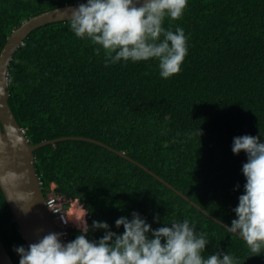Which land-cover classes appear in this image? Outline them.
<instances>
[{
	"label": "trees",
	"instance_id": "obj_1",
	"mask_svg": "<svg viewBox=\"0 0 264 264\" xmlns=\"http://www.w3.org/2000/svg\"><path fill=\"white\" fill-rule=\"evenodd\" d=\"M80 2L0 0V53L24 22ZM163 27L182 28L188 43L180 73L168 79L156 59L108 61L102 46L77 37L69 22L33 30L13 53L9 106L31 145L64 137L100 141L230 226L247 162L244 152H232L233 139L259 136L264 143V0H188L183 16L166 18ZM34 155L44 194L55 186L57 194L78 201L90 229L93 221L106 222L122 234L115 221L131 220L134 212L153 229L187 219L197 234L206 233L205 259L223 251L236 264H264V250L256 256L243 239L106 148L67 140ZM69 231L70 241L81 234ZM104 234L91 230L87 238ZM0 239L19 264L14 248L27 247L1 189Z\"/></svg>",
	"mask_w": 264,
	"mask_h": 264
},
{
	"label": "clouds",
	"instance_id": "obj_2",
	"mask_svg": "<svg viewBox=\"0 0 264 264\" xmlns=\"http://www.w3.org/2000/svg\"><path fill=\"white\" fill-rule=\"evenodd\" d=\"M187 5L188 0H81L69 10L67 19L77 37L102 46L108 61L156 59L161 77L168 79L180 73L188 43L182 28L166 30L163 24L166 18L179 20ZM198 134L203 135L201 129ZM232 152L247 155L242 166L246 183L233 210L237 218L224 228L260 256L264 250V143L259 136L234 137ZM87 216L86 209L75 219L61 215L65 225L71 222L79 229L81 234L74 240L62 243L64 233L48 232L27 248L15 247L19 264H236L223 251L205 259L206 233L197 234L187 219L153 229L134 212L131 220L115 221L116 228L124 229L118 235L106 222L93 221L90 229ZM155 220L160 223L158 216ZM101 229L105 234L98 241L87 238L89 231Z\"/></svg>",
	"mask_w": 264,
	"mask_h": 264
},
{
	"label": "water",
	"instance_id": "obj_3",
	"mask_svg": "<svg viewBox=\"0 0 264 264\" xmlns=\"http://www.w3.org/2000/svg\"><path fill=\"white\" fill-rule=\"evenodd\" d=\"M77 5H66L24 22L7 39L0 53V189L5 196L13 214V222L17 225L26 247L35 242L39 235H44L48 232L61 233L46 206L45 194L41 187L40 178L37 175L34 152L46 145H53L67 140L95 144L116 153L158 179L210 219L216 221L223 227L228 226L203 210L199 205L139 162L100 141L85 137H64L45 141L38 145H31L29 143L24 130L18 124L8 102L9 66L13 58V53L23 45L24 39L33 30L51 23L68 22L67 16L69 10L75 8ZM38 231L39 234H37ZM61 242L65 243L63 237ZM0 264H15L1 239Z\"/></svg>",
	"mask_w": 264,
	"mask_h": 264
},
{
	"label": "built area",
	"instance_id": "obj_4",
	"mask_svg": "<svg viewBox=\"0 0 264 264\" xmlns=\"http://www.w3.org/2000/svg\"><path fill=\"white\" fill-rule=\"evenodd\" d=\"M55 188V187H54ZM64 196H61L54 192V189L52 192H50L48 195H46V206L50 213L52 214L55 223L57 227L60 229L61 233H64L63 239L65 243L70 241V228L72 227L71 222H69L67 225H65L60 217L61 215H65L67 218L68 216V210L64 208L65 204L68 203V200L64 202Z\"/></svg>",
	"mask_w": 264,
	"mask_h": 264
},
{
	"label": "rangeland",
	"instance_id": "obj_5",
	"mask_svg": "<svg viewBox=\"0 0 264 264\" xmlns=\"http://www.w3.org/2000/svg\"><path fill=\"white\" fill-rule=\"evenodd\" d=\"M54 187L55 186H53L52 189H54ZM63 200L64 202H66L67 200L70 202V208L68 209L69 219H75L77 216H79L84 211V209L82 208L81 204L78 201L71 202L70 199H67L65 197ZM72 225L74 228H77L73 223Z\"/></svg>",
	"mask_w": 264,
	"mask_h": 264
}]
</instances>
